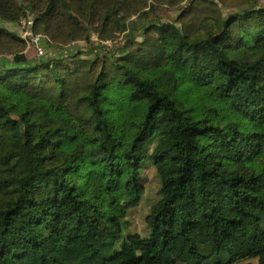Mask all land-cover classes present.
<instances>
[{
  "label": "trees",
  "instance_id": "16d2710c",
  "mask_svg": "<svg viewBox=\"0 0 264 264\" xmlns=\"http://www.w3.org/2000/svg\"><path fill=\"white\" fill-rule=\"evenodd\" d=\"M257 4L0 0V20L28 9L53 51L142 33L117 58L30 63L0 29V264H264ZM230 7L241 10L223 17ZM162 10L175 22L153 18ZM148 164L159 180L148 234L121 242Z\"/></svg>",
  "mask_w": 264,
  "mask_h": 264
},
{
  "label": "rangeland",
  "instance_id": "374dc122",
  "mask_svg": "<svg viewBox=\"0 0 264 264\" xmlns=\"http://www.w3.org/2000/svg\"><path fill=\"white\" fill-rule=\"evenodd\" d=\"M258 6L262 7L264 5V0H258ZM241 8L230 7L223 8L222 15L227 17L231 14L239 12ZM29 11L25 9V16H28ZM175 13L167 12L165 10L158 11L154 14L153 18L160 22L174 23ZM179 27L178 25H176ZM20 28L19 24H13L6 21L0 20V29L10 31L15 34H19L18 30ZM142 40V33L136 31L133 33H125L119 36L118 40L115 42L100 43L95 35L91 36V42L89 44L85 42H76L71 44L69 47L64 48L60 51L50 50L47 41L40 42V47H42L43 54L40 56L34 47L27 48L25 51V56L29 58L30 63H35L44 59H54L60 57H67L76 52H81L82 56L86 60H92L95 58H100L104 56H111L114 58L119 57L122 54V50L127 46L128 41L139 42ZM6 61L7 65L10 63V57L0 58V68H4L5 64H1L2 61ZM142 183L144 187V194L139 204L128 211L126 222V227L122 230L121 242L127 238L128 235L138 234L141 237H145L148 234V227L145 224V217L149 213L150 207L159 199V180L156 176L154 168L148 164L143 168ZM234 253H239L240 248L236 242L229 244ZM177 263L182 264L177 258ZM246 262H239L236 264H245ZM251 263L257 264L256 260H251Z\"/></svg>",
  "mask_w": 264,
  "mask_h": 264
},
{
  "label": "built area",
  "instance_id": "2783aa9c",
  "mask_svg": "<svg viewBox=\"0 0 264 264\" xmlns=\"http://www.w3.org/2000/svg\"><path fill=\"white\" fill-rule=\"evenodd\" d=\"M33 20L34 19L31 14L23 17L20 21L18 35L25 42L27 48L34 47L37 53L42 56L43 50L42 47H40V42H42L43 40L48 42V40L44 36L33 33Z\"/></svg>",
  "mask_w": 264,
  "mask_h": 264
},
{
  "label": "crops",
  "instance_id": "0c3cea01",
  "mask_svg": "<svg viewBox=\"0 0 264 264\" xmlns=\"http://www.w3.org/2000/svg\"><path fill=\"white\" fill-rule=\"evenodd\" d=\"M27 58V60L29 61V58L28 57H26Z\"/></svg>",
  "mask_w": 264,
  "mask_h": 264
}]
</instances>
